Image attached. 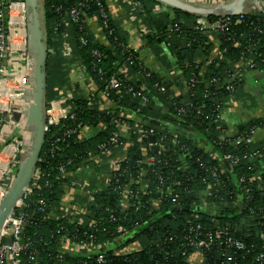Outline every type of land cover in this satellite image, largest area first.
<instances>
[{
    "label": "trees",
    "instance_id": "16d2710c",
    "mask_svg": "<svg viewBox=\"0 0 264 264\" xmlns=\"http://www.w3.org/2000/svg\"><path fill=\"white\" fill-rule=\"evenodd\" d=\"M118 1L127 18L144 22L149 48L161 50L160 45L167 43L181 66L186 67L183 70L184 96L181 99L176 97L160 76L144 65L139 53L130 50L128 36L122 23L111 14L107 0H102L104 10L110 16L107 29L102 28L100 7L96 3L44 0V31L48 47L46 102L48 105L58 100L64 91L70 93L68 105L74 109L76 118L46 133L37 166L45 176L41 179L42 190L36 193L43 195L48 208L45 213L39 212L36 197L31 206L22 211L30 216L24 240L32 244V249L22 255V264H189L194 253L188 252L187 257L182 255L181 246L185 239L198 234H216L217 231H224L228 237L242 241L247 250H231L225 244L205 249L201 264H261L258 258L264 256V173L260 167L264 166V143L235 145L233 139L228 141L221 136L223 130L230 132L221 115L230 102L245 99L248 67L242 68L252 63L258 71L256 73L264 72V8L239 14L226 10L229 15L210 17L208 21L211 23L225 18L233 24L230 31L215 33L212 29L201 31L198 17L183 11L170 9L169 12L155 13L157 3L154 0ZM80 5L87 20L76 24L69 14ZM93 19L98 21L107 43L102 42L104 39L98 40L90 31L88 22ZM81 37L88 40V46L80 44ZM211 37L218 40L220 52L209 63L214 48ZM184 41L186 48L177 54ZM65 46L71 50L70 58L66 57ZM94 51L101 55L100 63L94 57ZM74 64L96 87L91 91L97 94L96 99H91L92 93L83 91L80 86L73 88L71 85ZM98 69L102 70L101 74ZM122 69L128 73L126 77L121 76L125 86L120 90H108L111 78ZM144 72L150 76L145 77ZM235 74L238 77L232 81L231 76ZM214 80L216 83H212ZM130 86L133 92L127 91ZM227 86L232 90H227ZM142 97L149 101L145 103ZM180 108L186 110L184 116H178ZM116 115H137L139 124L154 129L159 136H177L188 151L185 160L189 163L186 172L180 170L184 162L181 148L169 144L167 152L158 156L160 163L157 167L143 164L145 154L151 153L147 151V143L139 141L136 130H127L128 135L123 140L127 147L124 151L126 157L121 164L127 174L121 177L119 186L128 185L130 176L136 177L147 171L149 191L154 197L161 186L158 178L162 177L166 183L177 185L179 198L173 203L165 197L157 210L151 206L149 196H143L144 207L141 209L132 206L123 209L122 195L113 190L116 187L113 175L110 187L100 190L90 185L87 189L91 195L77 199L80 205L88 207L90 213L80 216L81 224L71 222L62 201L72 178L59 174L58 165L71 160L73 164L68 167V173L88 166V161L98 153V147L120 132L118 123L112 119ZM127 124L135 126L129 120ZM85 127L92 128V137L80 133L67 136L68 132ZM263 127L264 117L255 118L239 135L248 137L252 129ZM205 147L215 149L219 158L229 154L238 157L239 162L234 168L223 163L225 172L221 175V185L214 188V194L206 196L203 204L200 200L205 191L203 179L209 176L205 169L216 168L219 164ZM255 152L262 154L261 159L245 158ZM241 177L247 179L246 183H239ZM137 188L132 187L131 196ZM243 188L250 189V194H245ZM215 205L217 210L213 211L211 207ZM193 206L196 208L192 209ZM20 213L17 211L15 215ZM198 227L202 229L197 230ZM61 228L76 236L78 241L88 240L84 233L93 234L95 243L102 248L87 255L64 254L63 260H59L60 252L63 253L61 240L64 232L60 231ZM7 242V239L3 240V243ZM130 247L135 251L125 253ZM32 250L37 252L36 262L30 258ZM99 256H104L106 263L98 261ZM3 264L12 263L5 259Z\"/></svg>",
    "mask_w": 264,
    "mask_h": 264
},
{
    "label": "built area",
    "instance_id": "2783aa9c",
    "mask_svg": "<svg viewBox=\"0 0 264 264\" xmlns=\"http://www.w3.org/2000/svg\"><path fill=\"white\" fill-rule=\"evenodd\" d=\"M188 1V0H186ZM222 1V0H219ZM232 1V0H231ZM225 1L224 2H231ZM85 2H93L96 3L100 7V16L103 20L102 28H108V22L110 20V16L104 10V6L102 5V0H85ZM264 8V1L257 4L250 10H247L245 13H254L258 9ZM82 5L78 8H74L71 10L69 16L72 22L81 23L82 21L87 20V15L82 12ZM166 11H170V8H166ZM221 17V16H219ZM83 18V20H82ZM240 22H237L239 24ZM198 25L200 30L212 29L213 31L218 33H226L230 31V26L233 24L229 19H219L217 22L211 23L208 20L199 19ZM28 8L25 0H0V204L3 199L7 195L12 183L14 182L18 170H19V156L22 150V146L24 145L25 132L20 126V123L16 121V114H25L28 110L29 105L26 103L27 96V87L20 81H18L14 75H12L11 66L13 64L14 55H21V61H23L25 65L26 72H30L32 70V61L28 57ZM171 29V27H170ZM173 29V28H172ZM171 29V30H172ZM198 29V28H197ZM175 30V29H174ZM177 31V30H176ZM103 43H107L104 38ZM80 44L83 47L88 46V40L84 37H81ZM134 53H138L137 50H133ZM66 57L70 58V48L65 46ZM94 57L97 59V62H101V55L97 52H93ZM213 60H210L211 63ZM73 69H79L75 67L76 65H72ZM247 71L255 72L256 67L252 63H248L246 67L242 69H247ZM145 71V70H144ZM98 72L101 74L102 70L98 69ZM258 72V71H257ZM15 74V73H13ZM126 69L120 70V73L111 78L108 83V90H117L121 89L125 86V81L121 78V76H127ZM239 74V73H238ZM238 74L231 76L232 81H235L238 77ZM145 77H149L150 74L148 72H144ZM240 75V74H239ZM193 82V81H192ZM212 83H216L214 80ZM227 90H232L230 86L226 87ZM96 90V87H94ZM128 92H133V87L130 86L127 90ZM91 99H96L97 94L95 92H90ZM65 91L61 93L60 98L55 100L47 105L46 109V133L52 131L53 128L62 126L69 120H75L76 115L74 113V109L68 105L69 97ZM143 101L148 102V98L142 97ZM223 113V112H222ZM186 114V110L184 108H180L178 110V116H184ZM116 118H112L118 123L120 127V132L115 134L110 138L108 142L102 144L98 147V153L94 155L88 162L89 165L84 167H80L78 170L87 169L91 170L92 166L101 167L103 166L105 161L109 160V164L106 165L108 168L107 174V186L103 188L106 189L110 187L111 179L114 175V182L116 187L113 190L117 191L120 195H122V208L127 209L131 206L137 210L144 207L141 198L143 196H149V202L151 206H154L155 209H159L163 203V199L165 197H169L173 200V203H176L179 195L176 193V187L173 182L166 183L162 177H159V181L161 186H158L156 191V196H153V192L149 191L148 187V172L143 171L142 174L134 177L130 176V182L128 185L119 186L121 177L127 174V171L121 168V164L125 160L126 154L124 151L126 150V145L123 142L124 137L128 135V132L131 130H136V134L139 136V141H146L147 143V151L149 150L150 154L146 153L143 164L148 165L149 167L155 168L160 163L158 156L160 154H164L167 152L169 144L174 147L181 148L182 161L183 165L180 167V170L186 172L188 169L189 163L186 159V153L188 152L186 148L182 145L181 141L177 138V136H159L154 129H146L145 124H139L140 117L137 115H116ZM222 118V115H221ZM127 120L135 123L134 127H130L127 124ZM223 121V119H222ZM224 122V121H223ZM122 127V128H121ZM21 129L19 132L13 133V135L8 134L6 129ZM88 129L87 127L81 130H74L67 133V136L72 134H78L84 136L85 131ZM101 129H104L102 127ZM129 130V131H127ZM174 131V130H173ZM259 129H252L251 135L248 137L237 135H231L230 132H226L223 130L222 137L229 139H233L232 143L235 145L245 144L250 145L254 142V137L256 136ZM153 138L155 139L153 141ZM157 148L158 150L154 153L153 149ZM209 153V155L217 161L219 164L216 168H206V172L209 176H206L203 179V183L205 185V191L201 193L200 200L203 204H205V198L207 195L211 196L214 194V188L216 186L221 185L222 181V173L225 172L223 169V163L227 162L231 164V168L237 166L239 159L233 155H225L219 158V155L216 154V150L210 147H205ZM262 154L255 152L253 154H248L245 158L249 160H259L261 159ZM199 162V160H197ZM111 162V163H110ZM73 162L71 160L61 163L58 165V172L64 178H68L70 175H74L73 173H68V167L71 166ZM203 166V165H202ZM75 171V172H76ZM41 172L36 169L35 176L32 180L30 187L26 190V193L19 202L16 211L14 214L6 221L5 226L1 233V241H0V264H3L5 259L11 261L12 264H22V255L27 251L32 249V244L28 240H24V231L27 220L30 218L27 212H23V210L29 208L32 203L33 198H38L36 203L38 205V211L41 213H45L48 208V202L43 197L42 194H37L36 191L42 190L41 187V179L44 177ZM48 177V176H47ZM253 181L252 179H249ZM247 179L245 177H241L239 183H246ZM138 186L137 190L132 194L131 191L133 186ZM90 184H84L82 186V193L84 196L91 195V192L87 189ZM81 188V187H80ZM243 192L247 195L250 194V189L243 188ZM213 211L217 210V206L211 207ZM65 213L68 218L72 219L71 222H79L81 224L83 222L82 216L83 214L87 215L90 213L88 207L84 205L79 206H68L65 209ZM17 211H20V214H16ZM115 220V217H111ZM201 227H198L197 230H201ZM61 232H64L61 240V248L62 252H60L59 260H63L64 254H80L87 255L91 254L102 248V246H98L95 241L96 238L93 234L84 233L87 241H78L77 237L64 231V228H61ZM7 239L9 242L3 243V240ZM225 244L228 249H234L237 251H246L247 246L239 240L228 237L224 231H217L216 234H207L204 236L203 234H198L195 236H189L185 239V243L182 244V255L187 257L188 252L194 253L193 255H199L201 257L202 262V254L205 249H210L212 247L221 246ZM33 253L30 256L35 262L37 261V252L32 250ZM181 254V253H180ZM231 260V259H230ZM258 260H261V264H264V256H260ZM98 261L101 263H106V259L104 256H99ZM198 263V264H201ZM37 264V262H36ZM190 264V263H189Z\"/></svg>",
    "mask_w": 264,
    "mask_h": 264
},
{
    "label": "crops",
    "instance_id": "0c3cea01",
    "mask_svg": "<svg viewBox=\"0 0 264 264\" xmlns=\"http://www.w3.org/2000/svg\"><path fill=\"white\" fill-rule=\"evenodd\" d=\"M118 0H107L108 7L110 9L113 17L117 18L126 35L128 36L129 45L133 50H137L139 53L140 60L144 65L151 71L155 72L163 81V84L167 85L172 89L173 94L178 98H183L185 90L182 87L185 85V77L183 76V70L185 66H181L175 55L172 54L170 46L166 44L160 45L161 50H152L147 46V40L145 38L144 22H137L134 19H129L126 17L125 10L122 8ZM156 2V1H155ZM188 3L206 8H218L222 5L228 4L229 2L219 1V0H188ZM222 2V3H221ZM157 3V2H156ZM166 7L157 3L155 6V13L165 12ZM219 14V13H218ZM197 17V16H196ZM216 17V16H214ZM210 17H198L199 19L209 20ZM90 31L97 37L98 40H103L104 36L101 28L99 27L98 21L96 19L90 20L88 22ZM214 37H211V42L214 48L210 54V60H214L218 57L220 48ZM103 42V41H102ZM185 42V41H184ZM182 43V48L177 51V54L182 53L186 48V45ZM209 60V61H210ZM12 75L22 82L27 87V72L23 61H21V55H14L13 64L11 66ZM205 69L202 70L204 72ZM247 87L244 92V100L236 99L230 102L228 108L223 111L222 119L229 126L231 135H237L239 132L244 130L246 124L255 118L264 117V78H258L257 73L247 71ZM15 73V74H13ZM264 73V72H263ZM76 75V76H75ZM71 85L80 86V88L90 93L94 90L93 83L85 78L83 71L81 69H74L70 77ZM184 84V85H183ZM70 96L71 94L68 93ZM13 130V129H12ZM84 136L92 137L94 134L92 128L86 129ZM254 142L264 143V127L259 129L256 136L254 137ZM111 163V162H110ZM109 164V160L105 161L101 167H93L91 170L82 169L74 172V175H70V183L66 186L65 197L63 198L62 205L64 211L68 206H79V197H83L81 189L84 184H90L97 186L100 190L107 186V174L108 168L106 165ZM261 173H264V166L260 167ZM69 176V177H70ZM81 187V188H80ZM134 252L135 248H128L126 252ZM201 262V257L199 255H192L189 259L190 264H198Z\"/></svg>",
    "mask_w": 264,
    "mask_h": 264
},
{
    "label": "water",
    "instance_id": "95a60500",
    "mask_svg": "<svg viewBox=\"0 0 264 264\" xmlns=\"http://www.w3.org/2000/svg\"><path fill=\"white\" fill-rule=\"evenodd\" d=\"M28 8V57L32 61V70L27 73L26 103L29 105L25 114H16L15 118L25 132L24 145L19 156V170L7 195L0 204V241L6 221L14 214L26 190L30 187L40 160L46 136V74L48 47L45 40L43 8L44 0H25ZM166 8L179 10L197 17H219L226 10L235 14L245 13L264 0H232L218 8L198 7L186 0H154ZM219 13V14H218ZM184 45L186 43L184 42ZM264 78V73H257ZM21 129L14 130V133ZM155 139L153 138V141ZM157 151V148L153 149ZM240 204V208H242ZM196 207H192L195 209ZM105 250V248H104ZM179 255V254H178Z\"/></svg>",
    "mask_w": 264,
    "mask_h": 264
},
{
    "label": "rangeland",
    "instance_id": "374dc122",
    "mask_svg": "<svg viewBox=\"0 0 264 264\" xmlns=\"http://www.w3.org/2000/svg\"><path fill=\"white\" fill-rule=\"evenodd\" d=\"M222 1H224V0H222ZM221 3H222V2H221ZM75 76H76V75H75ZM6 130H7L8 134H9V136H10V135H13L14 132H13L12 129H8V128H7Z\"/></svg>",
    "mask_w": 264,
    "mask_h": 264
}]
</instances>
